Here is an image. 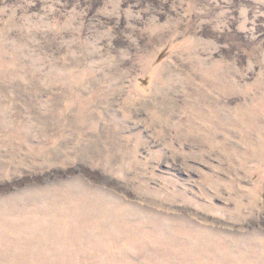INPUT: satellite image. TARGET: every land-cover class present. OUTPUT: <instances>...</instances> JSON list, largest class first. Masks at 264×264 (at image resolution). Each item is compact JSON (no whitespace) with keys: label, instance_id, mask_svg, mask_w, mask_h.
Masks as SVG:
<instances>
[{"label":"rangeland","instance_id":"1","mask_svg":"<svg viewBox=\"0 0 264 264\" xmlns=\"http://www.w3.org/2000/svg\"><path fill=\"white\" fill-rule=\"evenodd\" d=\"M0 264H264V0H0Z\"/></svg>","mask_w":264,"mask_h":264}]
</instances>
